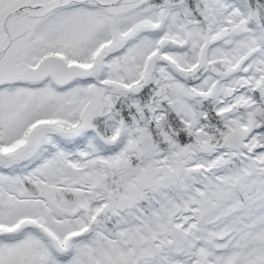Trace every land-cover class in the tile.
I'll use <instances>...</instances> for the list:
<instances>
[{
	"label": "snow or ice",
	"instance_id": "6c2138e0",
	"mask_svg": "<svg viewBox=\"0 0 264 264\" xmlns=\"http://www.w3.org/2000/svg\"><path fill=\"white\" fill-rule=\"evenodd\" d=\"M0 264H264V0H0Z\"/></svg>",
	"mask_w": 264,
	"mask_h": 264
}]
</instances>
